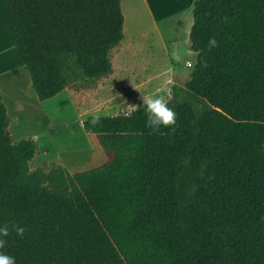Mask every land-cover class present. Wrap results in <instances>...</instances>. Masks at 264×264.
Masks as SVG:
<instances>
[{
  "label": "trees",
  "instance_id": "16d2710c",
  "mask_svg": "<svg viewBox=\"0 0 264 264\" xmlns=\"http://www.w3.org/2000/svg\"><path fill=\"white\" fill-rule=\"evenodd\" d=\"M1 3L40 100L113 72L121 0ZM189 38L190 77L166 101L175 124L152 130L145 105L89 115L100 157L82 165L31 169L37 143L13 140L0 93V252L15 264H264V0H194Z\"/></svg>",
  "mask_w": 264,
  "mask_h": 264
},
{
  "label": "rangeland",
  "instance_id": "374dc122",
  "mask_svg": "<svg viewBox=\"0 0 264 264\" xmlns=\"http://www.w3.org/2000/svg\"><path fill=\"white\" fill-rule=\"evenodd\" d=\"M149 3L154 4L150 10L145 0H121L125 37L111 51V74L87 85H69L45 100L32 87L13 32L12 40L0 20V93L13 140L32 138L37 143L31 169L48 170L53 163L73 167L99 158L93 156L95 144L83 127L87 116L130 112L155 95L168 101L172 86L184 85L190 77L187 62L195 60L189 38L194 0ZM158 9L166 15H158ZM10 65L17 67V74L13 67L4 68Z\"/></svg>",
  "mask_w": 264,
  "mask_h": 264
},
{
  "label": "clouds",
  "instance_id": "9594fccd",
  "mask_svg": "<svg viewBox=\"0 0 264 264\" xmlns=\"http://www.w3.org/2000/svg\"><path fill=\"white\" fill-rule=\"evenodd\" d=\"M208 43L210 46H215L217 42L215 38H209ZM143 102L147 113L146 126L151 127L152 130H158L161 125L169 126L175 124V111L161 96H150ZM17 231L22 232L23 229H17ZM0 232L6 233L7 229L0 228ZM2 244L3 241H0V245ZM0 264H15V258L7 253L0 252Z\"/></svg>",
  "mask_w": 264,
  "mask_h": 264
},
{
  "label": "crops",
  "instance_id": "0c3cea01",
  "mask_svg": "<svg viewBox=\"0 0 264 264\" xmlns=\"http://www.w3.org/2000/svg\"><path fill=\"white\" fill-rule=\"evenodd\" d=\"M146 1V3L148 4V8H149V10H150V7H152L153 8V5L154 4H150L149 3V0H145ZM173 0H166V4H168V3H171ZM150 6V7H149ZM151 8V9H152ZM160 8V7H159ZM158 11H159V9H158ZM160 14V16L162 17V16H164V15H166V10H165V12L164 11H159V13H158V15ZM3 18H4V22H3ZM0 20H2V26H8V30H9V32H7V34H8V37H10L11 36V39H12V29H11V27H10V24H9V21H8V18H7V15H6V12H5V10H4V8H3V5H2V3H1V0H0ZM1 27V26H0ZM1 29H2V27H1ZM13 36H14V34H13ZM124 37H125V33H124ZM13 40V39H12ZM15 40V39H14ZM14 42H16V41H14ZM14 44V47H15V43H13ZM16 48V47H15ZM20 60H21V58H20ZM19 60V61H20ZM13 65V64H12ZM12 65H10V66H8V67H4V68H6V69H9L10 67H14V66H12ZM5 69V70H6ZM5 70H3V72L5 71ZM2 72V70H0V73Z\"/></svg>",
  "mask_w": 264,
  "mask_h": 264
},
{
  "label": "built area",
  "instance_id": "2783aa9c",
  "mask_svg": "<svg viewBox=\"0 0 264 264\" xmlns=\"http://www.w3.org/2000/svg\"><path fill=\"white\" fill-rule=\"evenodd\" d=\"M187 64L190 66L192 63L190 61H188Z\"/></svg>",
  "mask_w": 264,
  "mask_h": 264
}]
</instances>
